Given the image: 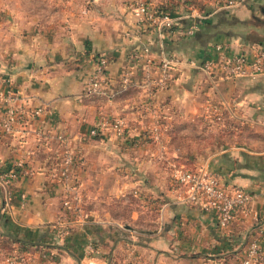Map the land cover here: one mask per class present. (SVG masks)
I'll use <instances>...</instances> for the list:
<instances>
[{
	"label": "crops",
	"instance_id": "obj_1",
	"mask_svg": "<svg viewBox=\"0 0 264 264\" xmlns=\"http://www.w3.org/2000/svg\"><path fill=\"white\" fill-rule=\"evenodd\" d=\"M194 1L205 18L173 0L177 26L159 37L152 30L136 36L133 0H0V90L19 91L16 104L27 113L24 129L0 132V239L54 244L31 264H238L250 242L264 248V73L223 79L217 61L249 60L264 49V0L229 8ZM142 48L148 53L134 58ZM98 57L107 96H84ZM161 59L182 65L158 88L145 72L157 78ZM205 61H213L207 74L186 66ZM126 69L131 80L123 86ZM113 121H121L120 135L105 125L89 137L98 123ZM209 130L226 139L208 146ZM196 134L199 149L176 143ZM57 135L73 158L79 219L62 208L63 188L52 178ZM186 164L252 194L248 215L221 229L213 213L183 204L169 172ZM126 197L135 203L127 230L111 210ZM146 212L151 218L139 225ZM58 221L67 225L62 236Z\"/></svg>",
	"mask_w": 264,
	"mask_h": 264
},
{
	"label": "built area",
	"instance_id": "obj_2",
	"mask_svg": "<svg viewBox=\"0 0 264 264\" xmlns=\"http://www.w3.org/2000/svg\"><path fill=\"white\" fill-rule=\"evenodd\" d=\"M216 8H229L237 4L236 0H210ZM161 7L154 4L151 0H133L129 9L130 16L133 20L136 36L144 35L147 31H154L159 37L170 33L177 26L176 19L171 13L163 11L168 7V2L160 4ZM189 16L194 17L197 21L203 20L205 15H201L198 9L189 12ZM194 26H190L183 30L185 35L193 33ZM218 50V47L215 48ZM134 58L139 59L140 55L148 53L147 48L141 51L134 50ZM221 78L231 79L237 77H254L264 73V49H254L251 58L248 60L243 55H235L230 58L220 55L217 59ZM95 73L87 79L83 95H106V86L102 84L101 77L105 70V60L98 57L94 61ZM213 61H205L200 65H194L190 62L186 63L187 67H194L202 73H209ZM182 65L180 61L171 59H161L157 68V78H152L149 69L145 72L146 82L158 88H163L170 80L168 72L177 66ZM131 72L129 69L124 71L121 77V83L126 86L130 83ZM20 99V92L10 90L9 87L0 90V103L2 112L0 114V132L9 134L17 129L21 131L25 126V117L27 113L21 109L16 103ZM41 109L34 110L31 115H39ZM110 125L117 133L123 132L121 121H113L110 123H98L91 131L89 137L96 135L99 128ZM45 140V139H44ZM58 146L59 157L56 169H54L52 178L61 184L63 188V199L61 206L65 211H69L74 218H81L80 201L76 195V185L73 177V158L67 149V138L61 135L55 137ZM23 175H27L28 171L23 170L22 164L17 165ZM18 171H13L6 176V179L15 178ZM7 183V181H6ZM171 185L175 188L177 198L187 206H194L206 213H213L216 218L217 226L221 229L227 228L238 216L245 217L248 215V206L253 200V195L241 188H224L220 184L219 177L207 169L197 167L194 169H177L174 170L170 178ZM58 234L62 236L66 232L67 225L61 221L57 222ZM7 264H28L27 259L22 256L9 257ZM238 264H264V248L258 246L255 242H250L245 247Z\"/></svg>",
	"mask_w": 264,
	"mask_h": 264
},
{
	"label": "rangeland",
	"instance_id": "obj_3",
	"mask_svg": "<svg viewBox=\"0 0 264 264\" xmlns=\"http://www.w3.org/2000/svg\"><path fill=\"white\" fill-rule=\"evenodd\" d=\"M209 128V127H208ZM216 131H211L209 130L208 131V134H207V137H206V142L208 144V146L212 145L213 143H215V141H219L220 139L222 140H225L226 137L225 136H221L219 138H217V134L215 133ZM194 135V133H193ZM190 136V135H189ZM198 134H196V136H191V137H188V138H179V139H175L176 140V143H180V142H184L186 143L185 141H187L188 143H193L195 145H198L199 144V138H198ZM203 141V139H202ZM198 149H199V145L196 146ZM192 163V160L190 159L189 160V164ZM194 169V168H197L196 166H191V165H184V166H181V167H174L171 169V171L169 172V179L171 178V174L174 170H177V169ZM132 197H126L121 203H115V204H112L111 205V210H112V214L113 216L117 219V220H120L122 223L120 224V226H123V225H128V218L131 214V212L133 211L134 209V201L133 199H131ZM149 213L146 212V214H144L142 216V218L140 219L141 222H139V224H142L143 221H149V219L151 218L150 215H148ZM145 224V222L143 223ZM128 226H131V224H129ZM124 228V226L122 227ZM125 230H127L126 228H124ZM127 242L131 243L132 242V239L131 238H128L127 239ZM134 243H138V240H133ZM47 249V248H46ZM11 247L9 246L8 243H6V241L4 239H0V264H7V259L9 257H14L16 255L18 256H22V257H25L27 259V262L28 264H31L34 260L33 258V255L36 254L37 258L41 257V261H44V256L46 254V252L42 251V252H32V250H28V252L26 251H23L21 249H18V248H14L13 251H11ZM9 255V256H8ZM46 259L45 260H52V257H45ZM37 261H39L37 259ZM40 261V262H41Z\"/></svg>",
	"mask_w": 264,
	"mask_h": 264
},
{
	"label": "trees",
	"instance_id": "obj_4",
	"mask_svg": "<svg viewBox=\"0 0 264 264\" xmlns=\"http://www.w3.org/2000/svg\"><path fill=\"white\" fill-rule=\"evenodd\" d=\"M167 1H168V7L164 8L163 11H166V13H171V15L174 17V15L172 13L173 12V5H172L173 2H171L173 0H167ZM157 6L161 7L160 4ZM181 8H182L184 13H189L190 11L195 10V9H198L201 13V7H199V5L194 0H181ZM139 222H141V220H139L137 223L139 224ZM56 238H57V240H60V237L58 236V234H57ZM4 240L11 247L10 252L13 251L15 247H17L18 249H21L25 252L26 251L28 252V250H31V249L33 250L32 252H42L46 248H49L50 246H54V244H50V245L46 244L45 245L44 243H34L32 241L23 242V241L12 240V239H9V241L6 239H4ZM13 245H16V246L13 248Z\"/></svg>",
	"mask_w": 264,
	"mask_h": 264
}]
</instances>
